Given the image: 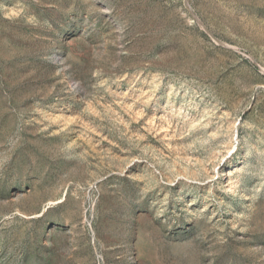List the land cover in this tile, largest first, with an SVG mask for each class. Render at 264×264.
I'll return each instance as SVG.
<instances>
[{
  "label": "rangeland",
  "instance_id": "374dc122",
  "mask_svg": "<svg viewBox=\"0 0 264 264\" xmlns=\"http://www.w3.org/2000/svg\"><path fill=\"white\" fill-rule=\"evenodd\" d=\"M0 264H264V0H0Z\"/></svg>",
  "mask_w": 264,
  "mask_h": 264
}]
</instances>
